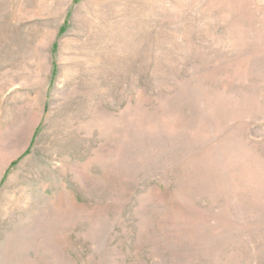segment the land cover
Listing matches in <instances>:
<instances>
[{
    "label": "rangeland",
    "instance_id": "374dc122",
    "mask_svg": "<svg viewBox=\"0 0 264 264\" xmlns=\"http://www.w3.org/2000/svg\"><path fill=\"white\" fill-rule=\"evenodd\" d=\"M0 264H264V0H0Z\"/></svg>",
    "mask_w": 264,
    "mask_h": 264
}]
</instances>
